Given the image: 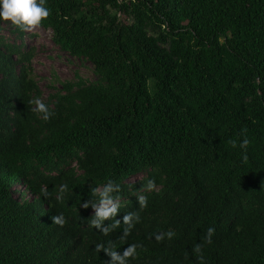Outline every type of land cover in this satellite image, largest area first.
<instances>
[{
  "label": "trees",
  "instance_id": "16d2710c",
  "mask_svg": "<svg viewBox=\"0 0 264 264\" xmlns=\"http://www.w3.org/2000/svg\"><path fill=\"white\" fill-rule=\"evenodd\" d=\"M46 7L41 28L95 79L55 78L45 98L27 32L0 20V264H105L95 246L110 242L116 251L138 245L128 264H199L196 244L205 264H264V0ZM36 98L54 113L49 121L33 110ZM245 127L247 161L228 144ZM148 180L156 190L141 192ZM109 181L119 200L147 198L124 240L123 229L89 228L91 208L81 207ZM58 214L63 227L50 219ZM169 230L172 239L157 241Z\"/></svg>",
  "mask_w": 264,
  "mask_h": 264
},
{
  "label": "clouds",
  "instance_id": "9594fccd",
  "mask_svg": "<svg viewBox=\"0 0 264 264\" xmlns=\"http://www.w3.org/2000/svg\"><path fill=\"white\" fill-rule=\"evenodd\" d=\"M50 15L48 8L46 7V0H0V20L10 22L20 29L22 32H34L40 28ZM30 103L35 105L34 111L41 114L42 119L49 121L54 113L51 112L48 105L45 104L40 98H36ZM247 128L241 129L240 136H243V140L239 138L230 139L228 144L232 148L239 147L244 150L242 159L247 161V149L250 141L247 138ZM24 186V185H23ZM25 187V186H24ZM157 186L154 180H148L147 184L140 189V191H154ZM27 190V189H26ZM67 190V185H61L60 191ZM121 188L114 181H109L100 187H91V196L94 199L84 201L81 207L84 209L91 208L90 215L88 216L87 225L89 228L96 232H102L104 235H108L112 231H120L123 229L121 240L126 239L135 228L136 224L140 222L147 212V198L144 195H138V203L131 204L132 198H123L119 200V197L114 195L119 193ZM30 194V192L27 190ZM27 199L30 198L26 196ZM41 194L48 198L50 193L46 188L41 189ZM48 209L47 204L43 206V210ZM53 224L60 227L65 226L67 223L63 214H58L50 217ZM215 234V228L209 227L204 237V242L211 244L213 242L212 237ZM175 233L169 230L167 233H161L156 236L157 241H161L165 237L172 239ZM138 245L131 244L124 248L123 251H116L114 246L109 243V246L105 247L104 244H97L95 246L96 252H104L109 261L105 264H128L130 259L137 257ZM203 244H196L193 248V253L197 255L199 264H205L203 256Z\"/></svg>",
  "mask_w": 264,
  "mask_h": 264
},
{
  "label": "rangeland",
  "instance_id": "374dc122",
  "mask_svg": "<svg viewBox=\"0 0 264 264\" xmlns=\"http://www.w3.org/2000/svg\"><path fill=\"white\" fill-rule=\"evenodd\" d=\"M3 34L13 40L7 30ZM31 35H36L32 37ZM25 44L28 49H34V57L32 60L33 75L38 83L43 96L47 98L50 93H53L54 84L59 87V83L55 82V78L61 81L73 80L77 72L88 80H94L93 66L87 61H81L77 58H72L67 53L60 50L52 40V32L43 28H38L34 32H27ZM54 83V84H53ZM17 195L24 192L30 198L23 185L16 186Z\"/></svg>",
  "mask_w": 264,
  "mask_h": 264
}]
</instances>
